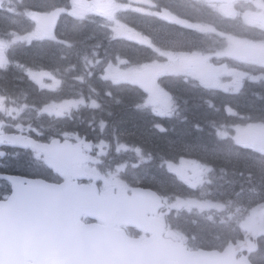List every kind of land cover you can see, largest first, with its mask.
Instances as JSON below:
<instances>
[{"label":"trees","instance_id":"obj_1","mask_svg":"<svg viewBox=\"0 0 264 264\" xmlns=\"http://www.w3.org/2000/svg\"><path fill=\"white\" fill-rule=\"evenodd\" d=\"M153 1L156 2L157 6L160 5L161 0ZM69 6L70 0H23L21 3H13L11 5L13 10L11 11L8 8L0 9V38L11 39L14 32L22 28L29 30L30 22L28 19L25 23H22L15 13L33 11L38 14H49L60 9H67ZM186 6H190L191 8L185 10L184 7ZM161 7L171 8L168 4ZM199 7L198 3L178 0L171 12L177 14L181 19L190 22H204V16L202 19L200 18L203 13ZM205 9L206 7L204 6ZM127 13L131 16L134 15L130 11ZM218 16V14L213 12L212 22L220 26H228L231 23L230 20H225ZM135 18L136 20L130 24L140 30H145L146 35L163 48L168 50L176 46V33L174 35L172 31L166 29L163 22L152 19L151 22L144 23V20L149 18H143L138 15H135ZM100 27V20L94 16H90L80 22L63 14L58 20L56 36L72 44L71 48L66 49L64 46L49 40L35 42L29 47L22 44L12 46L7 53L9 64L0 68V96L3 97L4 103L10 106L31 100L36 106L42 107L52 102H62L68 99L78 100L79 96L94 92L100 94L107 92L117 93L115 98L108 100V104L111 101H120L123 104L117 106L115 110H113L114 108L112 107L114 106L112 105L109 109L100 106L98 108L100 118H105L108 123L107 129L109 130L107 134L110 138L114 134H119L123 140L130 139L129 141L140 145L141 142L137 139L146 136L150 137V142L144 140L147 142V145L141 143L143 145L141 146L147 154L152 155L153 162L147 166L146 170L141 173V176L145 178L143 179L145 185L142 186L154 190L155 187L166 188L168 190L177 186V183L171 180L168 175H160V172L157 170L160 160L173 159L174 157L170 158L169 156L180 154L181 156H185V152L189 150L198 151L199 149H207L216 151V149H220L218 145L215 148H211L210 145L211 143L216 144V141H219L214 126L216 122L236 126L244 122L252 124L254 121L253 115L256 112H259V114L257 113L258 115L264 116V95H260L258 98L252 97V95L256 94L253 92L256 85L254 83H246L242 92L238 93V96H234L220 90H210L208 92L204 90L205 87L196 82H186L183 79L170 78L172 79L170 82L163 83L160 87L172 96L180 108L181 123L179 127L184 128L187 126L190 130V134L186 135L187 139L182 141V139L174 138L177 134V130L173 127L174 117L160 119L154 115L151 108L148 109V107L143 106L140 108L142 112L133 111V101L136 95L140 93L139 91L126 94L129 92L126 90V87L108 89V86L96 82L85 84L65 82V80L74 79L79 76L87 78L98 77L95 74L89 75L86 70L90 68L93 59L89 58L85 67V64L80 59V55L86 49L90 51L97 44H101L99 46L100 49L97 50L99 53L105 52L107 55L111 53L113 48L109 43V37L107 34L100 35L98 33ZM147 31L151 33L148 34ZM244 37L252 39L249 35ZM93 52L94 50H92ZM22 66L36 71H48L64 82L57 91L42 90L33 80L25 75ZM93 88H95V91ZM248 98L253 103L252 105L249 103ZM123 105L128 106L124 111L123 107H121ZM249 105L254 108H250ZM92 110L90 109V111ZM229 111L234 113V115H238L239 118L233 117L234 115L229 114ZM137 120H141V123L136 124ZM74 124L77 125V115L75 116ZM130 124H133L135 127L137 125L136 129ZM156 126L166 129L165 132H156ZM198 137L200 138L199 140L197 139ZM162 138L170 139L171 144L168 141L162 140ZM247 154L250 157L253 156V153L250 151ZM150 167L156 168L155 173L152 170L154 174H149ZM146 173L149 176H145L144 174ZM132 175L137 177L136 169L132 170ZM161 183L164 184L161 185ZM260 200L264 201V196H260ZM220 236V233L207 230L204 241L208 244L216 243Z\"/></svg>","mask_w":264,"mask_h":264},{"label":"water","instance_id":"obj_2","mask_svg":"<svg viewBox=\"0 0 264 264\" xmlns=\"http://www.w3.org/2000/svg\"><path fill=\"white\" fill-rule=\"evenodd\" d=\"M210 1L232 3L237 0ZM67 144L54 142L49 148L46 162L55 170H66L70 166L74 152ZM51 150L53 155H50ZM58 158L62 159L61 164L57 163ZM13 189L14 197L0 211V264H28L29 261L34 264H80L78 255L86 258L85 261L89 264L92 261L96 264H235L239 251L248 246L240 245L224 254H188L182 248H178L175 253L171 244L161 241L163 249L160 245L156 248L161 254L158 260L153 259L152 254L155 252L151 248V244H155L152 242L159 239L156 236L140 244L120 233L115 236L114 241L107 243L101 233V240L97 243V253L100 255L94 257L89 254L94 251L92 240L80 237V245L50 244L45 239V230L62 226L65 229L62 240L72 243L70 227L80 229L81 234L84 226L81 223L79 225L80 214L87 213L104 221L114 220L129 227H140L151 234L150 223L136 216L134 198L126 195L115 196L112 193L99 197L96 190H86V194H78L69 187L58 189L57 186L38 184V181H27L24 189L18 183ZM138 200L141 201L142 197H138ZM19 207L23 212L18 211ZM254 215L255 221L257 217L263 220L264 205L255 209L253 217ZM46 231L55 234L61 229L50 228ZM72 236L76 241L77 235Z\"/></svg>","mask_w":264,"mask_h":264},{"label":"rangeland","instance_id":"obj_3","mask_svg":"<svg viewBox=\"0 0 264 264\" xmlns=\"http://www.w3.org/2000/svg\"><path fill=\"white\" fill-rule=\"evenodd\" d=\"M151 1V0H150ZM255 0H252L251 4L254 3ZM75 2L80 3V8L84 9V5L82 3V0H75ZM103 1L99 2L100 5L94 7V11L100 9L105 11L107 14L110 12H115L118 9L121 8H129L130 6L135 9L136 11H141L144 13H156V16H160L161 18L165 19L163 15L161 16L160 13H157V10H153V4L150 3L148 0H120V4L122 6H119L116 9V3L112 0H109L106 2V5L102 4ZM157 8V7H156ZM227 9H230L229 7H226ZM225 7L223 6H217L213 7L214 11L220 14H226L230 16L236 15V13L230 14L229 11L226 10ZM210 24L213 31L216 28V24L214 22H209L206 28V31L208 34L205 36V38L208 41H213V39L209 34H213L210 32L207 28L210 27ZM197 26H202V25H197ZM234 26V24L232 25ZM264 27V26H263ZM191 29L194 27H190ZM117 29H119V26H117ZM197 31L202 33V30H199L198 28H194ZM239 27H236V30H239ZM168 37V36H167ZM180 40H187L184 36H181ZM219 43L221 44H228L227 48L223 52V54L218 55V61L221 66H219L218 70H212L210 72V76L212 78H217L221 77L220 83L217 82L216 85L212 84H207L206 83V77L209 75L206 73L205 65L206 62L209 60V58L200 56L197 52L191 51L190 54L187 55H182L181 52L174 53L172 56L173 59H171L167 64H154L151 66H148V70L144 72V74L141 76L142 78V87L144 89L147 88V92L149 95L148 99V105L152 108H154L157 112H166L168 110L173 109V102L169 96H167L163 91L158 87L157 84L154 83V79L156 78L157 75H161L167 72H172L178 70V73L183 74L188 77L192 78V76L198 74V81L206 86H210L212 88H218V89H228L231 91H238L242 87V82L246 78H250L253 75H248L241 73L239 71H235L232 69H236L235 67L238 65H242L243 62H246V66L250 67L251 69L254 68V65L257 67H264V46L260 47H255L254 45L251 46V49H249V43H246L245 41H240V40H234V39H228L227 42L224 41L221 37L220 40H218ZM184 50H189V49H184ZM170 59V58H169ZM254 64V65H253ZM169 72V73H170ZM111 75V74H110ZM201 75V76H200ZM226 78H231L230 81H227ZM245 78V79H244ZM249 103L252 105L253 103L250 101V98H248ZM264 104V103H263ZM2 106V102H0V107ZM70 107V104H64L61 107L51 109L53 111H56L57 113H61L68 109ZM123 111L128 108V106L123 105ZM250 108H254L253 106H250ZM1 110V108H0ZM128 121V119H127ZM141 123V120H137V123ZM127 123V122H125ZM181 122H179L180 124ZM124 124V123H122ZM133 126V124H130ZM137 127V125H136ZM135 126H133L134 129H136ZM177 134L174 136V138L177 139H187L186 135L190 134V130L187 126L184 128L177 127ZM251 132H256L259 136H262L264 132L262 130L260 131H251ZM249 132V133H251ZM249 133L245 132V129H239L236 128L233 130L232 133H228L229 136H232V143L231 147H227L224 149H216V151L213 150H207V149H199L193 150L195 154L201 156V157H206L207 155H211L212 157H215L216 159L220 160L223 164L229 165L232 168L236 170L233 176L231 178L226 179L223 174H215L216 180L213 182L214 185H219V183H222L223 185L220 186L222 190H225L227 194L233 193L236 191L237 188L242 187L250 182L253 181L252 175L247 171L248 168H254V170L257 173V176L260 180H264V163H254L250 159L243 157L240 153H237V149L235 148V143L237 142L236 138L239 136H243L245 134L244 139H246L247 143L244 142V146L249 147L250 143L257 144L256 146L259 147H264V142L259 143V141L254 140L249 138ZM227 135V133H225ZM150 137H141L137 139L139 142L146 144L147 142L144 140H147L150 142ZM198 140L200 139L199 137L197 138ZM157 140V139H155ZM164 141H168L171 144L170 139H163ZM154 141V140H152ZM134 143V142H132ZM140 143V145H142ZM211 145V144H210ZM143 146V145H142ZM105 151H107L109 148L107 146H104ZM130 146L128 144L122 143L118 144L114 149L113 153L115 156V159L117 161V166L121 169H125L128 164V157L126 156L127 153L130 151ZM180 150V149H178ZM177 150V151H178ZM176 151V150H174ZM109 153V150L105 153L107 155ZM134 153L140 154V151L138 149L134 150ZM170 158L174 156H169ZM172 167V166H170ZM176 167L180 168L181 174H186V179L190 182L193 183V185L197 186H203L205 181L207 180L206 178V173L207 169L203 166H197L194 165L191 162L188 161H182L181 163H177ZM246 167V169H245ZM155 167H150L149 168V173L154 174L155 173ZM154 171V173L152 172ZM145 176H149L147 173L144 174ZM156 176H158L156 174ZM164 183H161V185ZM193 203H188V204H180L178 200H176L172 206L175 208H184L186 205L191 206ZM204 205H207V203L204 202ZM171 211V209H169ZM202 235L205 236L206 232L203 231Z\"/></svg>","mask_w":264,"mask_h":264},{"label":"flooded vegetation","instance_id":"obj_4","mask_svg":"<svg viewBox=\"0 0 264 264\" xmlns=\"http://www.w3.org/2000/svg\"><path fill=\"white\" fill-rule=\"evenodd\" d=\"M178 0H161L160 6H163L165 4H168L170 6L176 5ZM191 3H198L199 9L204 10L203 5H209V0H187ZM202 4V5H201ZM252 5L260 6L262 8H259L260 10L264 11V0H255ZM163 10L160 9L159 13L161 16H166L168 13H170L169 10H166V7ZM191 7L186 6L184 7L185 10H189ZM178 9V8H177ZM179 10V9H178ZM245 10V12L241 15V19L239 22V30L235 31L234 28H231V26L227 27L224 30L219 31H213L211 25L207 28L210 32L213 34H219L224 41L227 42L228 39H234L236 40L238 38V35L251 36L252 39L247 38H240L237 40L245 41L246 43H249V49H251V46L254 45L255 47L264 46V15H255L254 12L252 13L249 10ZM19 17L21 14L19 13ZM226 18H228V15H223ZM202 19V16L200 17ZM154 19V18H151ZM207 22H212V15H207ZM218 53L212 52V54H208L209 60L206 62L205 69L207 70L206 73L209 74L205 79L207 80V84L216 85L217 84V78H212L210 76V72L214 70H218V61L215 60V57H218ZM254 65V64H253ZM254 68L256 69V74L252 77L248 78L247 81L249 82H256L258 84L264 83V67H257L254 65ZM235 71H238L236 69H232ZM228 81L231 80V78H227ZM245 79V78H244ZM165 79L161 77V75H157L154 79L155 84H159L164 82ZM246 81V82H247ZM39 120H43V116L39 117L37 119V124L35 127H29V126H23V125H17V126H9L8 128H2V131H4L7 135H11L13 137L20 135L23 136V140L21 145L26 144H39L38 149L30 148V149H16L12 147V142L15 141H9V142H2L0 146L1 152H7L8 156L7 159H0V175L4 174L6 171L12 172L14 176L18 178H28V179H40L43 181H46L51 184L55 185H61L65 181L70 180L71 182L75 183L79 187H87L95 185L100 193H103L107 190H114L116 193H122V192H130L134 188V184H130L125 172H121L120 170L114 171L112 167H109V170L107 171L108 176L103 175L101 173L102 169V160L99 156V148L97 146V141H99V137H96L95 135L89 136L85 133L83 129L80 128V124L76 133V136H72V138L69 139H60L61 141L64 140H71L74 144L75 143H81L83 153L85 155H88L93 159L92 163H83V164H77L74 165L75 170H81L83 171L84 175L81 177H84L83 179H80L79 174L68 176L65 173H56L53 169L48 168L44 163V156L45 153L40 150L44 147H47L51 144V137L53 135V132L57 129L55 126L47 125V124H39ZM211 142H213L211 140ZM216 146L215 143H211V146ZM8 198V195H4L3 190V183H0V201H4ZM84 223L91 225L96 223L95 221L89 220L87 217H82ZM160 219H168V215L165 213V210L162 211L159 214ZM169 225V224H168ZM144 234H142L141 237H143ZM188 239H191L189 234H186ZM165 237L167 238H174L176 237L172 235V232L169 230V228L165 231ZM188 246L194 247V245L188 240Z\"/></svg>","mask_w":264,"mask_h":264},{"label":"bare ground","instance_id":"obj_5","mask_svg":"<svg viewBox=\"0 0 264 264\" xmlns=\"http://www.w3.org/2000/svg\"><path fill=\"white\" fill-rule=\"evenodd\" d=\"M172 8H173V6H171V8H167L166 10H169V11H171L172 10ZM21 14V13H20ZM19 19H20V21L22 22V23H25L26 21H27V19L24 17V15L23 14H21V16L19 17ZM151 18H149V19H147V22H151ZM211 113V112H210ZM218 121V120H217ZM204 131V130H203ZM216 147V146H215ZM214 147V145L213 146H211V148H215ZM154 168V167H153ZM157 171V170H156ZM150 174V173H149ZM161 177V176H160Z\"/></svg>","mask_w":264,"mask_h":264}]
</instances>
